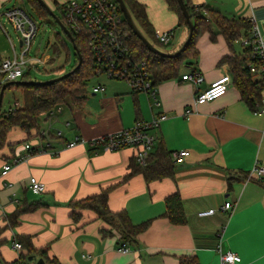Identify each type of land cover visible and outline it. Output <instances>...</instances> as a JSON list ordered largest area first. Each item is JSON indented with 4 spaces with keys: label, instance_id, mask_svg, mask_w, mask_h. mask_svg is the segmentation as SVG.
I'll list each match as a JSON object with an SVG mask.
<instances>
[{
    "label": "crops",
    "instance_id": "obj_1",
    "mask_svg": "<svg viewBox=\"0 0 264 264\" xmlns=\"http://www.w3.org/2000/svg\"><path fill=\"white\" fill-rule=\"evenodd\" d=\"M45 1L54 8L69 0ZM138 1L145 6L157 40L160 33L172 30L165 52L177 51L189 36L179 15L167 0ZM188 1L229 18L255 19L264 38V0ZM240 39L231 46L222 35L213 39L210 32L201 33L199 56L187 61L194 65L184 64L179 78L156 85L155 96L135 92L124 80L106 76L109 80L97 82L104 86L102 91L92 89L88 98L87 89L82 104L68 100L57 106L49 117H40L37 129L26 132L14 127L0 148V228H5L0 264H37L38 260L43 264H183L192 257L197 264H221L220 249L238 253V264H264V176L252 173L256 164L264 166V113H255L264 109V86L260 102L252 109L233 83L225 59L252 54L245 53L247 47ZM194 70L203 78L200 83L188 80ZM225 74L232 77L227 93L197 104L198 94ZM254 79L258 82L260 75ZM162 114L167 118L154 131L158 139L152 153L159 144L173 161L180 150H188L190 156L176 164L173 177L147 181L136 174L125 181L134 150L106 151L92 142ZM6 163L13 167L2 176ZM31 177L46 184L43 193L31 191ZM110 187L111 211L125 210L135 225L150 221L134 240L123 241L121 233L93 210L71 207L72 202ZM175 194L185 213L182 224L166 216L167 198ZM39 202L38 208L23 211L16 225L11 224L10 215ZM228 202L231 208L223 210ZM212 209L213 214L199 215ZM21 236L31 237L36 250L25 260L21 255L27 250L12 246L20 243Z\"/></svg>",
    "mask_w": 264,
    "mask_h": 264
},
{
    "label": "trees",
    "instance_id": "obj_2",
    "mask_svg": "<svg viewBox=\"0 0 264 264\" xmlns=\"http://www.w3.org/2000/svg\"><path fill=\"white\" fill-rule=\"evenodd\" d=\"M28 1L32 4L33 9L43 18L51 17L38 0ZM125 2L135 23L145 37L153 43L154 46L165 52V49L168 46L157 40L154 34V29L147 17L145 6L138 0H125ZM167 2L169 7L179 15L181 24L189 29L178 0H167ZM185 2L194 22L195 29L186 50L177 58L163 57L152 53L125 22V25H127V29L131 35L132 49L140 59L147 60L149 71L152 74L155 86L163 81L179 78L181 68L184 64L191 66L194 65L193 63L187 61H189V59H194L195 61L197 60L199 56L197 40L201 33L208 31L211 33V37L213 39L218 35H222L231 46L242 36L248 37L250 34L251 22L248 19L229 18L217 10H209L205 6H195L188 0H185ZM55 8L62 12L63 15L60 19L65 23L64 6L56 3ZM55 8H52L54 12ZM51 19L56 23L52 17ZM74 38L79 51L83 56V63L81 67L69 77H66L65 79L52 85H16L17 88L21 90L22 94L21 106L14 111L1 110L0 148L5 146L8 134L14 127H20L26 132L31 131L32 129H37L40 117L43 115L49 117L51 111H53V109L57 106L66 103L68 100H71L77 105L82 104L86 97L88 82L90 78L95 76V68L92 52L87 44V40L80 34H74ZM64 47L68 50L67 56L69 60L71 61L72 59V69L76 68L79 63L78 53L76 50L74 53H71L69 45L65 42ZM248 52H253L250 47L245 49V53ZM251 57V54H247L246 57L245 55L235 56L233 58L229 57L226 58L225 61L229 62L231 65L233 83L240 90L243 99L251 106L252 109H255L256 102H260V90L263 87L260 86L262 81L257 82L254 79L256 75H254L247 66ZM1 61L0 57V63ZM21 80L32 81L30 72L27 71ZM8 88H11V86ZM156 148L157 150L150 155L146 166L139 165L136 158L133 157L131 171L124 177L125 181L136 174L144 175L147 181L173 177L176 163L171 159V154L166 151L163 146H159V144ZM112 189L113 187L106 188L99 194L72 202L71 207H73V209L79 208L93 210L99 218L105 220L114 229H117L121 233V239L123 241L134 240L135 237L147 230L150 225V221L135 225L132 223L125 210L119 212L111 211L108 202ZM167 199L168 211L166 212V216H168L175 224L185 223V213L180 196L175 194ZM40 205L41 203L39 202L37 204H33V208H19L17 212L9 216L11 224L16 225L19 214L23 211L36 209ZM4 230L5 228H0V247L3 242L1 237ZM18 240L20 241L22 247L27 250L26 255H21L22 260L35 255L36 250L31 237L21 236ZM45 253L46 251L42 250V254ZM53 264H57V262L53 261ZM183 264H197V259L194 257L188 258L187 261L183 260Z\"/></svg>",
    "mask_w": 264,
    "mask_h": 264
},
{
    "label": "built area",
    "instance_id": "obj_3",
    "mask_svg": "<svg viewBox=\"0 0 264 264\" xmlns=\"http://www.w3.org/2000/svg\"><path fill=\"white\" fill-rule=\"evenodd\" d=\"M198 6V5H196ZM65 25L73 34L83 35L92 52L95 75H105L110 79L126 81L135 92H147L155 96V85L152 74L149 71L146 59H140L131 46V35L125 25V18L117 0H69L64 4ZM207 15V13H206ZM3 17L11 22L20 33L21 52L14 58L4 59L0 63V86L5 83L19 81L28 71V66L36 62H43L41 59L29 57V51L33 39L37 35L38 24L27 10L16 7L5 10L0 14V26L6 32ZM209 18V17H208ZM251 31L248 37H242L240 42L244 47L252 49V57L247 63L248 68L254 75H260V86H264V38L259 25L255 19L251 21ZM7 34V32H6ZM172 30L165 31L158 35V39L164 45H170ZM15 50V45H14ZM16 52V51H15ZM48 60L45 58V63ZM188 80L200 83L203 78L200 73L193 72L188 75ZM232 82L230 74H225L214 81L209 88L200 92L196 98L197 104H205L224 96ZM104 89L103 85L93 88L94 92ZM19 108V102L8 111ZM61 110L60 108L58 109ZM191 114V111H188ZM255 113H264L259 109ZM167 118L162 114L152 121L137 122L130 129L111 133L94 140V146L101 145L106 151H119L124 148H132L134 157L141 166H146L152 154L157 135L155 130L160 129L161 123ZM190 156L188 150H180L174 153V162L181 164ZM12 163L3 165L2 176H6L12 169ZM253 174L259 177L264 176V166L256 164L252 170ZM29 187L34 194H41L46 190V184L40 182L36 177H31ZM230 202L222 208H231ZM215 212L214 209L201 212L205 216ZM12 246L16 250H22L21 243L15 241ZM123 249L127 250L126 244ZM221 264H238L241 257L238 253L228 250L223 252L220 249Z\"/></svg>",
    "mask_w": 264,
    "mask_h": 264
},
{
    "label": "rangeland",
    "instance_id": "obj_4",
    "mask_svg": "<svg viewBox=\"0 0 264 264\" xmlns=\"http://www.w3.org/2000/svg\"><path fill=\"white\" fill-rule=\"evenodd\" d=\"M16 7L27 10L38 24L37 35L32 41L29 57L41 59L43 62H36V65L32 63L28 66L32 81L38 83L46 82L72 71V63L67 56L68 50L64 47V42L69 45L70 52L74 53L75 49L73 43L65 35L59 25L56 24L51 17L43 18L33 9L32 4L28 0H0V14L7 9ZM55 14L59 18H62L63 14L59 9L55 8ZM2 24H4L7 34L0 26L1 58H14L15 54L18 55L22 50L20 46V33L17 31L14 24L7 22L4 17L2 19ZM46 57H49L47 63H45ZM99 79L109 80L105 75L90 78L88 82V98L92 97V89L97 85ZM121 82L127 83L126 81ZM16 100H18L20 107L22 102L21 90L17 88L16 85H12L11 88L5 90L2 111H7L12 108ZM63 109L66 110V107L63 106ZM54 129L57 130L58 127Z\"/></svg>",
    "mask_w": 264,
    "mask_h": 264
},
{
    "label": "water",
    "instance_id": "obj_5",
    "mask_svg": "<svg viewBox=\"0 0 264 264\" xmlns=\"http://www.w3.org/2000/svg\"><path fill=\"white\" fill-rule=\"evenodd\" d=\"M39 3L46 9V11L48 12L49 16H51L56 23L59 25V27L63 30V32L65 33V35L70 39V41L73 43V47L76 50V52L78 53V57H79V63L77 65L76 68H74L72 71L59 76L57 78L48 80L46 82H33V81H14V82H8L5 83L1 90H0V113H1V109H2V102H3V96L5 93V90L12 85H19V84H39V85H52L56 82H59L63 79H65L66 77H69L70 75H72L73 73H75L82 65L83 63V56L79 51V48L75 42V38L73 36V34L71 33V31L67 28V26L65 25V23L55 14L54 10L48 5V3L45 0H38ZM119 7L123 13V16L126 20L127 25L131 28V30L133 31V33L145 44V46L152 52L158 55H161L163 57H169V58H177L181 55V53H183L186 50L187 45L190 43L193 33H194V29H195V25L194 22L191 18V14L187 8L186 2L185 0H178V3L180 5V8L183 12V15L186 19V22L188 24L189 27V36L187 38V40L185 41V43L175 52L173 53H169V52H164L160 49H158L156 46H154L153 43H151L146 37L145 35L141 32V30L139 29V27L137 26V24L135 23L132 14L130 13L127 4L125 2V0H117ZM21 41H20V45H21ZM34 259V261H36V258H32L30 257L29 260ZM44 261L43 260H38L37 264H43Z\"/></svg>",
    "mask_w": 264,
    "mask_h": 264
}]
</instances>
